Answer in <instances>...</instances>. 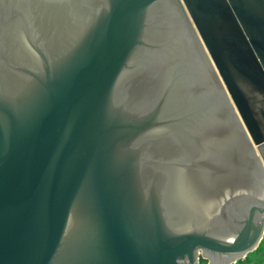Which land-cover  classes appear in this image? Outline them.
I'll return each mask as SVG.
<instances>
[{"label":"water","instance_id":"1","mask_svg":"<svg viewBox=\"0 0 264 264\" xmlns=\"http://www.w3.org/2000/svg\"><path fill=\"white\" fill-rule=\"evenodd\" d=\"M264 235V0H0V264H236Z\"/></svg>","mask_w":264,"mask_h":264},{"label":"rangeland","instance_id":"2","mask_svg":"<svg viewBox=\"0 0 264 264\" xmlns=\"http://www.w3.org/2000/svg\"><path fill=\"white\" fill-rule=\"evenodd\" d=\"M201 264L209 263L208 261H204L201 258ZM236 264H264V235L257 250L246 257L244 260H242L241 262H237Z\"/></svg>","mask_w":264,"mask_h":264},{"label":"trees","instance_id":"3","mask_svg":"<svg viewBox=\"0 0 264 264\" xmlns=\"http://www.w3.org/2000/svg\"><path fill=\"white\" fill-rule=\"evenodd\" d=\"M241 262V261H240Z\"/></svg>","mask_w":264,"mask_h":264}]
</instances>
